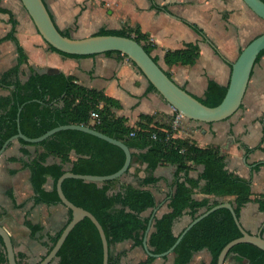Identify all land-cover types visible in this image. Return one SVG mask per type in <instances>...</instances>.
Listing matches in <instances>:
<instances>
[{"label": "trees", "instance_id": "16d2710c", "mask_svg": "<svg viewBox=\"0 0 264 264\" xmlns=\"http://www.w3.org/2000/svg\"><path fill=\"white\" fill-rule=\"evenodd\" d=\"M153 4L159 6L157 3ZM0 12L7 13L10 22V28L0 35V41L12 40L17 52L16 63L0 74V87L8 90L7 93L0 94V147L7 137L17 131V123L27 136H37L58 124L74 122L90 125L124 141L132 149L131 162L126 172L133 163L146 164L144 167L146 174L139 178L138 185L122 181L120 177L97 182L68 176L61 182L65 196L76 205L90 210L101 223L108 243V264H122L123 252L114 249L115 242L129 238L133 240L134 245H141L151 211L145 212L155 206L153 192L142 186L157 180L152 172L159 163H174L176 169L168 201L169 209L159 216H154L152 229L147 235L148 246L153 252L163 251L174 242L176 234L172 231V225L183 213L189 214L192 218L201 208L210 207L226 199L233 204L238 217L241 206L252 199L258 202L260 210H264V192L251 197L250 177L228 170L225 166V153L217 146H201L190 137L173 136L170 128L158 121L148 125L153 117L147 113L139 114L140 119L146 122L138 121L136 123L138 127L128 125L125 116L115 115L111 110L112 106H120L117 99L100 89L77 82L73 74L55 69L39 70L30 64L24 47L15 33L17 20L13 12L1 4ZM183 21L206 37L197 23L184 18ZM60 31L69 35L66 31ZM95 33L131 36L140 42L147 52L154 46L137 26L101 27ZM210 43L215 52L224 57L212 40ZM49 46L64 54L85 55L65 52L50 44ZM198 51V44L188 41L180 48L165 50L164 61L167 64L175 62L191 64L198 56ZM263 51L264 48L256 59ZM105 52L121 53L119 50ZM152 57L156 60V56ZM23 62L28 68L25 79L18 75L19 66ZM164 71L170 76L169 71ZM226 88L227 84L208 79L205 98H198L205 104L215 105L224 96ZM150 90L157 89L148 82L145 91ZM93 109L98 112L97 119L90 117V111ZM17 140L20 143V151L24 154L30 153L28 145L35 147L34 155L25 162V165L30 169V182L35 192L34 202L46 204L61 203L55 183L57 177L65 170L106 174L118 169L125 157L118 145L76 128L59 129L37 142L22 138ZM255 147H259V144ZM39 148L41 149L38 150ZM245 148L250 150L252 147ZM48 155L57 156L59 161L48 163ZM198 164L202 165V169L196 176L191 175L190 170ZM261 164L263 162L254 163L252 169H257ZM139 169L140 167L135 166L136 171ZM46 174L52 177L49 189L44 186ZM196 191L206 195L196 198L193 195ZM225 196L232 197L224 198ZM66 214L62 227L71 217L70 208H66ZM25 223L31 233L40 229L39 223H32L27 219ZM60 230L61 228L49 236L48 250L57 239ZM240 234L231 211L225 206L218 207L195 222L183 234L172 250V264L187 263L193 252L202 248H207L211 254L206 264H216L221 246ZM229 253L243 256L246 259L245 264H264V249L250 241L232 245L226 256ZM153 258L154 256L147 254L144 261L148 262ZM0 264H8L5 251L0 252ZM49 264H102L101 239L96 226L87 216L73 225L57 250L56 257Z\"/></svg>", "mask_w": 264, "mask_h": 264}, {"label": "crops", "instance_id": "0c3cea01", "mask_svg": "<svg viewBox=\"0 0 264 264\" xmlns=\"http://www.w3.org/2000/svg\"><path fill=\"white\" fill-rule=\"evenodd\" d=\"M44 1L56 26L68 32L70 36L93 34L101 27H139L154 44L150 53L156 56L160 66L170 72L175 82L199 98H205L208 79L227 84L230 74L229 62L236 58L239 50L252 37L264 31V19L252 11L243 0ZM153 2L159 6L152 5ZM6 7L13 12L11 7ZM13 16L15 17L14 12ZM15 18V33L30 64L39 70L55 69L73 74L77 82L100 89L117 99L120 106H112L111 110L115 115L125 116L128 125L138 127V121L146 122L140 119L139 114L147 113L153 117L148 125L158 121L168 126L173 136L190 137L201 146H217L225 153V166L228 170L250 177L251 197L264 192V51L252 66L240 106L226 118L201 121L179 113L157 90L146 92V77L122 52L64 54L52 49L42 38L30 15L33 27L25 16L20 21L18 17ZM183 18L197 23L206 37L184 22ZM3 21L5 26L0 35L10 28L8 14L3 17ZM210 40L216 44L224 57L215 52ZM188 41L196 42L199 47L198 56L193 63L167 64L164 61L165 50L180 48ZM16 61L17 52L13 41H0V74ZM19 67L18 75L25 79L28 74L27 64L23 62ZM7 92V89L0 87V94ZM258 144L259 147H255ZM246 146L252 148L246 150ZM27 147L30 153H22L20 143L14 139L0 153V224L11 236L19 264L38 262L48 250L49 236L66 220V207L61 203L34 202L35 192L30 182V169L25 162L32 158L35 147ZM58 161L57 156H47L48 163ZM257 162L263 164L257 169H252L253 164ZM145 165L133 163L128 172L120 177L121 180L138 185L139 178L146 174ZM135 166L140 169L136 171ZM175 169L174 163L157 164L152 172L157 180L142 186L153 192L155 213L158 216L169 209L168 201L173 189ZM201 169V164L195 165L190 174L196 176ZM51 182L52 177L46 174V189L51 187ZM193 195L201 198L206 194L196 191ZM228 197L232 196L224 198ZM188 215L183 213L174 221V233H178L189 221ZM239 218L248 231L256 232L262 226L261 234L264 236V210L258 208L257 201L252 199L242 205ZM25 219L39 223L40 229L31 233ZM114 247L116 251H123L122 264L144 262L147 255L141 245H134L133 240L129 238L115 242ZM3 251V243L0 241V252ZM172 258L173 253L170 264ZM161 260L160 257H154L151 261L141 263L162 264ZM209 260V250L202 248L194 251L185 264H206Z\"/></svg>", "mask_w": 264, "mask_h": 264}, {"label": "water", "instance_id": "95a60500", "mask_svg": "<svg viewBox=\"0 0 264 264\" xmlns=\"http://www.w3.org/2000/svg\"><path fill=\"white\" fill-rule=\"evenodd\" d=\"M20 1L30 15L37 32L50 45L59 50L77 54H89L106 50L121 51L137 65V67L146 77L147 81L153 84L155 89H157V91L166 99V101H168V103H170V105L174 107V109H176L182 115L195 120L214 121L223 119L232 114L240 106L252 66L258 53L264 48V31H262L252 37L239 50L236 58L231 61L227 88L222 99L215 105H208L189 92L186 88L175 82L174 79L164 71L160 64L153 59L151 53L147 52L143 45L133 37L114 33H93L80 37L70 36L62 33L56 26L44 0ZM243 1L248 7L252 9V11L264 19V0ZM63 128L80 129L114 143L122 148L125 157L121 166L110 173H76L67 169L57 177L55 186L58 197L62 205L71 209V217L61 228L60 233L53 245L35 264H49L56 257V252L70 229L84 216H87L96 226L102 244V264H108V243L101 223L90 210L80 205H76L65 196L61 187V182L65 177L68 176L97 182H101L105 179L121 177L126 172L131 162V148L121 139L110 136L90 125L82 123L72 122L58 124L45 130L37 136H27L20 130L19 124L17 123V131L3 141L0 147V153L3 151L6 145L14 139L22 138L26 141L37 142ZM222 206L227 207L231 211L233 219L235 220L241 234L229 239L221 246L217 253L216 264H223L230 247L238 242L250 241L264 249V236L261 234L262 226H260L256 232L248 231L242 225L240 218L236 215L233 204L227 199L210 207L201 208L194 217L187 221L179 233H175L176 238L174 242L167 249L160 252L151 251L147 242V235L152 229V223L154 216L156 215V208L155 206L152 207L147 226L145 228V234L142 239L141 247L146 254L154 257L165 256L169 253H172L174 246L195 222L214 209ZM0 236L2 238L3 247L6 253L7 263L18 264L11 236L1 224Z\"/></svg>", "mask_w": 264, "mask_h": 264}, {"label": "rangeland", "instance_id": "374dc122", "mask_svg": "<svg viewBox=\"0 0 264 264\" xmlns=\"http://www.w3.org/2000/svg\"><path fill=\"white\" fill-rule=\"evenodd\" d=\"M0 3L2 5L11 7L13 9L15 17H18L19 21L22 20V18L25 16L28 19V21H29V25L31 27H33L32 23H31L32 21L29 18V14L26 11V9L24 8V6L22 5L20 0H0ZM6 15L7 14L0 13V32H2L4 30L5 24H4V21H3V17H6ZM66 217H67V214H66ZM188 217H190V216L188 215ZM60 228H62V226ZM179 229H180V227H178V230ZM114 249H115V247H114ZM117 252H121V251H117ZM158 257H160L162 259L161 260L162 264H170L172 253H169V254L165 255L164 257H162V256H158ZM210 258H211V254H210ZM144 262H146V261H144ZM144 262H142V263H144ZM245 262H246V259L243 256H241V255H239L237 253H229L226 256L225 260H224V264H245Z\"/></svg>", "mask_w": 264, "mask_h": 264}, {"label": "built area", "instance_id": "2783aa9c", "mask_svg": "<svg viewBox=\"0 0 264 264\" xmlns=\"http://www.w3.org/2000/svg\"><path fill=\"white\" fill-rule=\"evenodd\" d=\"M101 105H102V103L99 104V106H101ZM90 117H91V119H97L98 118V112H97V110H95V109L91 110L90 111ZM132 133L133 132H131V134ZM152 136H154V133L152 134Z\"/></svg>", "mask_w": 264, "mask_h": 264}]
</instances>
